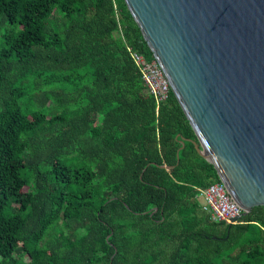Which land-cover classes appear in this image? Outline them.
I'll use <instances>...</instances> for the list:
<instances>
[{"label": "trees", "instance_id": "16d2710c", "mask_svg": "<svg viewBox=\"0 0 264 264\" xmlns=\"http://www.w3.org/2000/svg\"><path fill=\"white\" fill-rule=\"evenodd\" d=\"M126 46L123 0H0V264H264V206L200 208L216 172Z\"/></svg>", "mask_w": 264, "mask_h": 264}, {"label": "water", "instance_id": "95a60500", "mask_svg": "<svg viewBox=\"0 0 264 264\" xmlns=\"http://www.w3.org/2000/svg\"><path fill=\"white\" fill-rule=\"evenodd\" d=\"M231 199L264 206V0H123Z\"/></svg>", "mask_w": 264, "mask_h": 264}, {"label": "built area", "instance_id": "2783aa9c", "mask_svg": "<svg viewBox=\"0 0 264 264\" xmlns=\"http://www.w3.org/2000/svg\"><path fill=\"white\" fill-rule=\"evenodd\" d=\"M129 54L140 74L147 91L153 96L158 104L166 100L169 92V85L161 68L152 57L147 59L143 54L131 50L126 46ZM195 197L200 203L203 211L209 214L214 221L225 223L239 222L242 209L231 199L223 183L217 179L205 187H194ZM241 222V221H240Z\"/></svg>", "mask_w": 264, "mask_h": 264}, {"label": "crops", "instance_id": "0c3cea01", "mask_svg": "<svg viewBox=\"0 0 264 264\" xmlns=\"http://www.w3.org/2000/svg\"><path fill=\"white\" fill-rule=\"evenodd\" d=\"M199 202V201H198ZM200 204V203H199ZM201 208V207H200ZM208 214V213H207ZM209 215V214H208Z\"/></svg>", "mask_w": 264, "mask_h": 264}]
</instances>
